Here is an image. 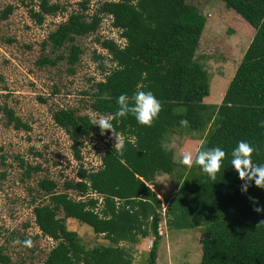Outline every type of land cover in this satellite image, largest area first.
I'll use <instances>...</instances> for the list:
<instances>
[{
    "label": "trees",
    "instance_id": "1",
    "mask_svg": "<svg viewBox=\"0 0 264 264\" xmlns=\"http://www.w3.org/2000/svg\"><path fill=\"white\" fill-rule=\"evenodd\" d=\"M30 1L34 5L30 17L38 25L63 11L58 0ZM220 1L248 23L254 35L218 106L204 102L210 79L197 53L205 21L186 11L187 0H101L90 16L85 0L81 11L70 14L49 34L45 44L49 52L38 64L54 67L63 61L74 74L82 54L76 38L96 33L103 17H110L123 45L96 40L106 56L93 52L104 77L94 86L91 110L97 116L114 114L118 96L122 92L131 96L137 88L152 90L162 108L151 125L138 123L131 113L113 118L116 131L125 138L123 153L107 144L100 166L87 170L80 165L77 181H65L63 191H58L54 180H39L36 192L42 202L33 208L34 222L42 236L55 242L43 264H132L129 246L150 236L153 242L144 264H157L158 228L164 216L168 229L201 232V258L196 264H264V188L253 180L242 191L244 180L230 163L232 149L243 139L256 148L253 160L264 164V125L260 124L264 120V0ZM11 12L7 7L1 18L7 19ZM106 58L110 65L102 64ZM5 112L15 130L29 129L11 110ZM52 119L67 134L79 162L82 140L93 135L114 137L111 130L102 134L90 116L73 109H58ZM182 120L187 123L181 124ZM177 131L200 134L201 150L203 145L225 150L215 180L195 163L186 168L185 176L179 170L173 151L164 144ZM20 166L27 178L41 169L23 160ZM160 175L185 179V186L168 200L165 213L154 191ZM68 219L86 225L107 244L85 248L78 234L67 228ZM10 263L0 249V264Z\"/></svg>",
    "mask_w": 264,
    "mask_h": 264
},
{
    "label": "rangeland",
    "instance_id": "2",
    "mask_svg": "<svg viewBox=\"0 0 264 264\" xmlns=\"http://www.w3.org/2000/svg\"><path fill=\"white\" fill-rule=\"evenodd\" d=\"M84 1L58 0L63 11L56 16H47L38 25L30 17L34 7L30 0H0V249L10 258V264H43L55 245L41 235L34 222L33 208L42 202L36 192L39 180H54L59 186L58 191H63L65 181H77L80 165L87 170L97 169L107 144L116 142L115 137L99 139L95 135L82 140V161L79 162L72 155L67 134L52 119L53 112L58 109H73L91 118L97 116L90 108L91 95L104 73L94 62L93 52L104 56L106 52L96 40L109 39L123 45L119 32L111 25V18L104 16L96 33L76 38L74 43L82 49V54L74 74L69 73L63 61L54 67L38 64V60L49 52L45 46L49 34L70 14L81 11L80 4ZM100 2L89 0L86 14L92 15ZM7 7L12 8V12L7 19H2L1 13ZM186 11L194 12L205 21L197 53L210 79V94L204 102L218 106L254 30L220 0H187ZM102 64L110 65L109 59H104ZM6 110H11L29 129L15 130L8 124ZM198 135L177 131L169 134L164 142L173 151L174 160L184 176L189 166L180 163L181 156L185 151H192L195 157L201 150L203 142ZM203 148L210 146L203 145ZM21 160L31 166H40V171L25 177ZM176 179L175 176L160 175L155 180L154 191L162 201L163 211L168 200L185 186V179ZM69 194L77 199L72 192ZM65 224L78 234L85 248L107 244L86 225L73 219L65 220ZM160 226L157 264H196L200 261V231L168 229L165 216ZM28 238H31V246L17 243ZM152 242L150 236L129 246L132 264H144Z\"/></svg>",
    "mask_w": 264,
    "mask_h": 264
},
{
    "label": "clouds",
    "instance_id": "3",
    "mask_svg": "<svg viewBox=\"0 0 264 264\" xmlns=\"http://www.w3.org/2000/svg\"><path fill=\"white\" fill-rule=\"evenodd\" d=\"M119 107L114 114L93 116L92 124L98 125L101 133L105 130H111L115 137V150L122 154L125 150V138L121 136L115 129L112 123L113 118L126 117L129 113L134 115L137 122L143 125H151L153 120L158 117L162 103L160 99L150 89L137 88L131 96L127 92H122L118 98ZM186 120H182L181 124H186ZM264 125V120L260 121ZM256 148L247 140H239L237 145L231 151V165L238 171L239 176L244 183L242 191L246 192L249 187V182L253 181L257 186L264 188V164L257 163L253 160L252 154ZM226 152L222 147L215 146L207 149L198 150L195 157L192 151H185L180 159V163L191 167L194 163L201 167L210 179L215 180L217 173L221 169ZM261 211V208H257ZM25 246H31V238L23 241H17Z\"/></svg>",
    "mask_w": 264,
    "mask_h": 264
},
{
    "label": "built area",
    "instance_id": "4",
    "mask_svg": "<svg viewBox=\"0 0 264 264\" xmlns=\"http://www.w3.org/2000/svg\"><path fill=\"white\" fill-rule=\"evenodd\" d=\"M158 231H159V234H161V226H159Z\"/></svg>",
    "mask_w": 264,
    "mask_h": 264
}]
</instances>
